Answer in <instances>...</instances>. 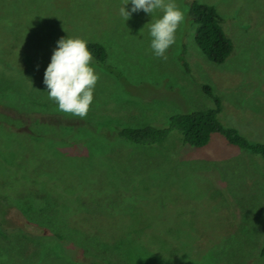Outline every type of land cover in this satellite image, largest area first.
Here are the masks:
<instances>
[{
  "label": "rangeland",
  "instance_id": "374dc122",
  "mask_svg": "<svg viewBox=\"0 0 264 264\" xmlns=\"http://www.w3.org/2000/svg\"><path fill=\"white\" fill-rule=\"evenodd\" d=\"M190 1L221 17L224 63L197 47ZM124 3L0 0V264H264L261 156L219 134L199 149L178 131L152 146L115 136L214 108L209 85L220 123L264 143V0H175L184 21L167 59L149 48L161 11L125 22ZM67 36L103 44L113 66L93 62L83 118L58 110L42 83Z\"/></svg>",
  "mask_w": 264,
  "mask_h": 264
},
{
  "label": "trees",
  "instance_id": "16d2710c",
  "mask_svg": "<svg viewBox=\"0 0 264 264\" xmlns=\"http://www.w3.org/2000/svg\"><path fill=\"white\" fill-rule=\"evenodd\" d=\"M188 18L190 24L195 26V43L203 55L214 64L224 63L230 56L233 46L224 33L221 26L222 19L215 8L197 1H190L188 2ZM88 48L94 63L113 69V66L107 63L108 54L103 44L88 42ZM181 63L188 73L189 68L184 58L181 59ZM203 91L214 102V108L173 115L169 119L168 126L163 128L150 125L118 128L115 136L131 144L152 146L163 142L171 132L178 131L185 145L199 149L208 144L212 134H219L228 144L264 159V143H251L237 129L224 127L218 119L221 112L219 99L214 95L211 86L204 85ZM259 257L264 258V244ZM92 263L100 264L95 261Z\"/></svg>",
  "mask_w": 264,
  "mask_h": 264
},
{
  "label": "clouds",
  "instance_id": "9594fccd",
  "mask_svg": "<svg viewBox=\"0 0 264 264\" xmlns=\"http://www.w3.org/2000/svg\"><path fill=\"white\" fill-rule=\"evenodd\" d=\"M131 7L126 10V5ZM151 14L160 10L159 18L147 25L149 48L153 56L167 59L165 53L175 43L176 31L184 21V14L175 0H125L118 14L125 22L133 13ZM98 74L88 41L80 37L60 38L52 50L50 62L43 73L42 83L48 99L58 110L73 116L85 117L93 103Z\"/></svg>",
  "mask_w": 264,
  "mask_h": 264
},
{
  "label": "flooded vegetation",
  "instance_id": "af4514ba",
  "mask_svg": "<svg viewBox=\"0 0 264 264\" xmlns=\"http://www.w3.org/2000/svg\"><path fill=\"white\" fill-rule=\"evenodd\" d=\"M41 122V121H40Z\"/></svg>",
  "mask_w": 264,
  "mask_h": 264
}]
</instances>
